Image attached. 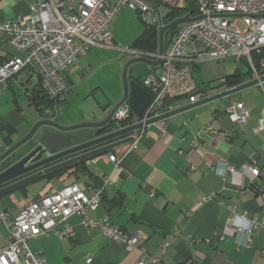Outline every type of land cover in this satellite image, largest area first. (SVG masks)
I'll use <instances>...</instances> for the list:
<instances>
[{
    "label": "crops",
    "instance_id": "0c3cea01",
    "mask_svg": "<svg viewBox=\"0 0 264 264\" xmlns=\"http://www.w3.org/2000/svg\"><path fill=\"white\" fill-rule=\"evenodd\" d=\"M39 1L42 0H0V20L13 22L20 16L28 17L30 6ZM113 37L108 46L88 50L63 74L68 87L66 99L53 105L59 122L73 125L104 119L106 113L99 108L95 95L100 92L113 104L122 97V71L131 54L119 48ZM117 47L122 54L105 59L103 49ZM167 47L164 45V50ZM14 56L23 58L25 53L13 48L8 36L0 33V65ZM234 59L232 64L226 62L221 75L201 84L195 81L199 63L191 65L199 99L256 79L245 59ZM242 60L249 67H243L247 64ZM114 65L116 71L120 70L118 75L93 80L104 68ZM149 68L153 75L162 69L161 64ZM15 88L36 106V116L24 113ZM39 88L38 76L26 70L0 88V137L6 142L13 145L23 138L41 117L32 99ZM8 97L11 99L7 103ZM231 100L242 101L249 108L246 124H236L229 117L226 107ZM172 103L174 108H180L191 102L180 97ZM131 113L124 126L138 123L139 116L132 109ZM259 120L264 122V91L256 84L167 118L163 121L164 131L157 123L145 127L138 142L93 157L89 173L74 166L77 174L66 172L39 180L45 183L38 195H32L28 188L27 195L19 190L7 194L0 198V210L15 215L28 195L41 198L71 184L85 189L110 176L101 206L92 216L106 218L128 234L143 232L146 239L128 248L102 232L88 230L81 218L73 215L58 224L59 229H69L70 236L33 238L29 241L31 250L50 264H138L163 246L161 264H264V227L249 233L231 221V209L235 208L237 213L247 212L264 224V130L255 131ZM110 154L118 156L119 166L110 160ZM246 164L257 166L259 175L253 177L246 171L236 176L227 170L234 167L242 171ZM57 181L61 183L55 184ZM8 240L9 230L1 224L0 248Z\"/></svg>",
    "mask_w": 264,
    "mask_h": 264
},
{
    "label": "built area",
    "instance_id": "2783aa9c",
    "mask_svg": "<svg viewBox=\"0 0 264 264\" xmlns=\"http://www.w3.org/2000/svg\"><path fill=\"white\" fill-rule=\"evenodd\" d=\"M123 7L133 9L145 25L158 30L168 24V17L174 11L183 12L178 18L186 15L193 18L179 26L161 54L132 47L122 49L137 57L160 61L162 68L158 75L148 74L143 79L142 85L152 98L138 122L145 123L175 109L172 102L177 98L187 97L190 102L199 99L201 94L197 92L192 64L233 57L245 59L257 79L264 76V0H42L30 6L28 17L20 16L13 22L0 20V33L8 36L13 48L25 53L23 58L14 56L0 65V88L26 70L38 76L48 102L65 100L68 87L63 74L92 47L108 46L113 41V21ZM259 84L264 91V80ZM45 106L44 113L49 114L50 106ZM226 111L236 124H246L250 117L249 108L242 101L231 100ZM131 114V109L124 105L113 119L121 124ZM157 124L164 131L163 121ZM144 129L130 135L133 143L140 140ZM262 130L264 122L259 120L255 131ZM109 158L119 166L116 154H110ZM227 170L236 176L246 171L253 177L260 173L252 164L244 165L242 171L234 167ZM110 181L111 177L106 176L101 185H88L85 189L71 184L41 198L28 195L25 205L15 215L0 210V225L5 224L9 230L8 243L0 248V264H50L31 250L29 241L52 234L70 236L69 229H59L58 224L73 215L79 216L88 230L102 232L125 247H136L140 239L147 238L146 234H128L106 218L92 216L101 206ZM231 215L239 230L250 233L264 227L247 212L237 213L232 208ZM164 250L165 246L156 254H147L138 264H161Z\"/></svg>",
    "mask_w": 264,
    "mask_h": 264
},
{
    "label": "water",
    "instance_id": "95a60500",
    "mask_svg": "<svg viewBox=\"0 0 264 264\" xmlns=\"http://www.w3.org/2000/svg\"><path fill=\"white\" fill-rule=\"evenodd\" d=\"M192 19L186 15L159 29L160 54L164 51L165 33ZM130 54L122 71L123 90L120 100L113 104L104 94L99 92L95 95L99 108L106 113L104 119L66 125L56 119L55 110L50 107V113L45 114L46 106H42L41 117L23 138L6 148L0 142V163L15 157L12 164L0 171V198L53 172L86 162L90 158L128 144L133 141L130 135L143 127L164 121L188 108L230 96L264 80L262 76L260 79L256 78L206 96L187 106L175 108L145 123L124 126L115 123L113 119L115 112L118 108L128 105L138 116L142 115L151 101L152 94L142 85L141 79L150 74L149 66L160 64V61H151L149 58ZM212 88H215V85H212ZM3 148L5 150L2 152Z\"/></svg>",
    "mask_w": 264,
    "mask_h": 264
},
{
    "label": "rangeland",
    "instance_id": "374dc122",
    "mask_svg": "<svg viewBox=\"0 0 264 264\" xmlns=\"http://www.w3.org/2000/svg\"><path fill=\"white\" fill-rule=\"evenodd\" d=\"M237 24L240 27H242V23L239 20L237 21ZM146 26L147 25H145V23L137 16V13L133 9L129 7H123L120 10L119 14L116 16V18L114 19L112 26V32L117 39L116 42L119 48H129L133 46V43L136 41L137 36L145 29ZM92 48H96V47H92ZM119 48L117 47L115 49H103L105 50V54L108 55V56L105 55V59L106 57L107 59L110 60L115 59V57L117 58L118 55L122 54V51ZM234 61L235 59L231 57L221 61L205 60L200 62L198 69L199 71H197L195 75V81L201 84L202 81L216 78L217 76L223 73L226 62H230L232 64ZM242 61L246 63L245 60ZM247 66L249 67L248 64L247 65L243 64V67H247ZM117 71L115 65L112 67L107 66L106 68H104L103 71L99 73V75L94 76L93 80L94 79L101 80L105 76L108 78L111 75L113 76L114 74L116 76V74L118 75L120 73V70ZM15 92H16V98L19 99V103L22 105L24 113L27 115H33V117L36 116V114L38 113V111H36L37 108L36 106L30 104L27 97H25L26 96L25 93L19 91L17 88H15ZM12 95L14 97V94ZM10 99H11L10 97L7 98V103L9 102ZM44 183H39L38 181L30 183L28 185L29 192L32 195H38L42 193L43 191L42 184ZM58 183L61 182L57 181L55 184Z\"/></svg>",
    "mask_w": 264,
    "mask_h": 264
},
{
    "label": "trees",
    "instance_id": "16d2710c",
    "mask_svg": "<svg viewBox=\"0 0 264 264\" xmlns=\"http://www.w3.org/2000/svg\"><path fill=\"white\" fill-rule=\"evenodd\" d=\"M182 14H183V12H181V11L172 12L170 14V16L168 17L167 23H170V22L176 20ZM178 29H179V27H175V28H172V29L168 30L165 33V38H164V45L165 46L166 45L168 46V44L172 40V37H174V35L178 32ZM131 47L134 48V49H137V50H145V51H150V52H157L158 51V47H159V30L156 27L146 26L144 31L139 35V37H137L136 41L133 43V46H131ZM259 61H260V58L258 57L257 58V62H259ZM234 77H236V75ZM234 83H236V80L234 81ZM142 84H143V79H142ZM32 99H33L34 103L37 104L38 108H41L42 106H45V105H49L53 109L54 103L59 102V101L48 102V100L46 99V96L43 94V91H42L41 87L39 88V91L37 93L32 95ZM64 101L65 100H63L61 102H64ZM40 111H41V109H40ZM124 123H125V121L122 122L121 124H124ZM0 129H1V127H0ZM7 129H10V128H7ZM5 139L6 138L2 139L0 137V142L3 145V147L11 146L12 142H10V141L6 142ZM14 159H15V157L14 158L11 157V158H9L8 161H4V162L0 163V171L4 170L10 164H12ZM74 166L79 167L80 171H83L85 173L91 172L89 167H88V165L86 164V162H82V163L76 164ZM74 166H71L69 168L53 172V173L47 175L45 178L50 180V179H53L55 177L62 176L66 172L70 173V174H73V173L77 174V170H75ZM71 169H73V170H71ZM39 180H41V179H39ZM39 180H36V181H39ZM103 181H104V179H102V181L100 182L99 185H101L103 183ZM28 185L23 186L19 191H21L24 195H27ZM105 189H106V187H105ZM104 192H105V190H104ZM103 195H104V193H103ZM102 199H103V196H102Z\"/></svg>",
    "mask_w": 264,
    "mask_h": 264
}]
</instances>
